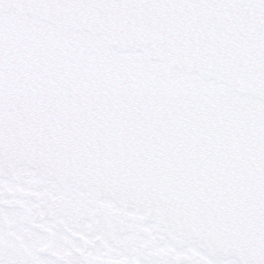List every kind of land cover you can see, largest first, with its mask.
Instances as JSON below:
<instances>
[{"label": "snow or ice", "instance_id": "6c2138e0", "mask_svg": "<svg viewBox=\"0 0 264 264\" xmlns=\"http://www.w3.org/2000/svg\"><path fill=\"white\" fill-rule=\"evenodd\" d=\"M0 264H264V0H0Z\"/></svg>", "mask_w": 264, "mask_h": 264}]
</instances>
